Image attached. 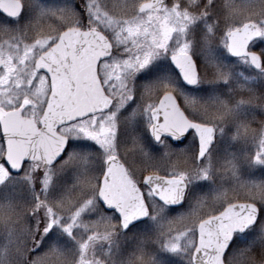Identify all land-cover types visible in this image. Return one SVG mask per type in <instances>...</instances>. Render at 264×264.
I'll return each instance as SVG.
<instances>
[{
    "label": "snow or ice",
    "instance_id": "6c2138e0",
    "mask_svg": "<svg viewBox=\"0 0 264 264\" xmlns=\"http://www.w3.org/2000/svg\"><path fill=\"white\" fill-rule=\"evenodd\" d=\"M0 264H264V0H0Z\"/></svg>",
    "mask_w": 264,
    "mask_h": 264
},
{
    "label": "rangeland",
    "instance_id": "374dc122",
    "mask_svg": "<svg viewBox=\"0 0 264 264\" xmlns=\"http://www.w3.org/2000/svg\"><path fill=\"white\" fill-rule=\"evenodd\" d=\"M142 1H144V0H137V2H142ZM178 147H183V145L178 146Z\"/></svg>",
    "mask_w": 264,
    "mask_h": 264
}]
</instances>
